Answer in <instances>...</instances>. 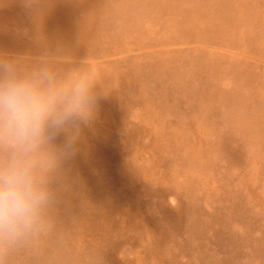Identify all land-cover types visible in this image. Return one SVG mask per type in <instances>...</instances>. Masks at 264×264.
Segmentation results:
<instances>
[{"label":"rangeland","instance_id":"obj_1","mask_svg":"<svg viewBox=\"0 0 264 264\" xmlns=\"http://www.w3.org/2000/svg\"><path fill=\"white\" fill-rule=\"evenodd\" d=\"M0 61L108 92L0 264H264V0H0Z\"/></svg>","mask_w":264,"mask_h":264},{"label":"clouds","instance_id":"obj_2","mask_svg":"<svg viewBox=\"0 0 264 264\" xmlns=\"http://www.w3.org/2000/svg\"><path fill=\"white\" fill-rule=\"evenodd\" d=\"M108 95L93 67L59 77L41 70L19 74L0 61V242L14 240L39 219L50 194L46 145L64 137L72 155Z\"/></svg>","mask_w":264,"mask_h":264}]
</instances>
